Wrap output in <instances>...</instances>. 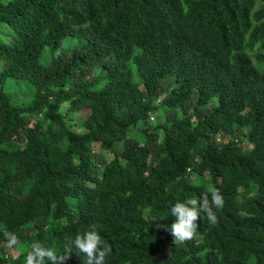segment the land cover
<instances>
[{
  "label": "trees",
  "instance_id": "1",
  "mask_svg": "<svg viewBox=\"0 0 264 264\" xmlns=\"http://www.w3.org/2000/svg\"><path fill=\"white\" fill-rule=\"evenodd\" d=\"M0 28V225L19 238L15 264L92 225L105 264H264V0H0ZM6 79L30 100L13 106ZM212 188L217 223L202 213L173 245L156 223ZM4 246L0 230L11 264ZM83 260L73 247L65 264Z\"/></svg>",
  "mask_w": 264,
  "mask_h": 264
},
{
  "label": "clouds",
  "instance_id": "2",
  "mask_svg": "<svg viewBox=\"0 0 264 264\" xmlns=\"http://www.w3.org/2000/svg\"><path fill=\"white\" fill-rule=\"evenodd\" d=\"M223 196L218 189L212 188L209 194L205 193L200 198H189L186 201H177L169 204V214L173 217L170 225L156 223L158 229H163L172 236V244H185L197 236L198 221L203 213L210 224L217 223L213 208L223 207ZM6 245L14 248L20 244L18 236L0 225ZM73 247L84 256L83 264H105V258L111 252V246L102 242V237L92 225L89 230L77 234L74 240L66 241L63 253L58 254L53 248L45 247L41 242L35 241L30 245V250L24 264H65L73 253Z\"/></svg>",
  "mask_w": 264,
  "mask_h": 264
},
{
  "label": "rangeland",
  "instance_id": "3",
  "mask_svg": "<svg viewBox=\"0 0 264 264\" xmlns=\"http://www.w3.org/2000/svg\"><path fill=\"white\" fill-rule=\"evenodd\" d=\"M1 35H3V32L7 31L5 28H0ZM4 39V37L2 36ZM42 59L45 61L46 57L42 55ZM2 69V62L0 61V70ZM4 91L7 94L10 103L13 106H18L22 103H26L31 98L32 89L31 87L22 81H15L12 79H6L4 82ZM211 104L215 103V99L211 100ZM66 108V105H63L61 107V111L63 112ZM86 115V110H81L79 112H76L74 114H70L71 121L74 122L77 126ZM154 120L155 117H152ZM8 249L7 245L3 247V255H7V252L9 253V263L15 264L17 262V255L22 251V248H11L10 250L6 251ZM164 255H159V257H163ZM23 262V261H22Z\"/></svg>",
  "mask_w": 264,
  "mask_h": 264
}]
</instances>
